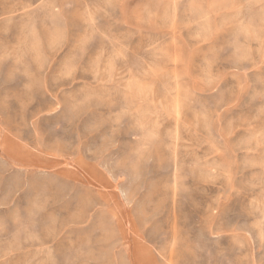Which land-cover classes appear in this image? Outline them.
<instances>
[{"label":"rangeland","instance_id":"obj_1","mask_svg":"<svg viewBox=\"0 0 264 264\" xmlns=\"http://www.w3.org/2000/svg\"><path fill=\"white\" fill-rule=\"evenodd\" d=\"M0 264H264V0H0Z\"/></svg>","mask_w":264,"mask_h":264}]
</instances>
